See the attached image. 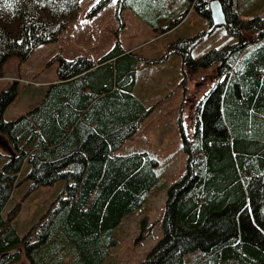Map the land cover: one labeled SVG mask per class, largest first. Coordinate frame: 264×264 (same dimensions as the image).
<instances>
[{
  "label": "trees",
  "instance_id": "trees-1",
  "mask_svg": "<svg viewBox=\"0 0 264 264\" xmlns=\"http://www.w3.org/2000/svg\"><path fill=\"white\" fill-rule=\"evenodd\" d=\"M112 1L100 0L88 15ZM211 1L146 0V14L140 11L158 35L180 25L192 7L216 28ZM220 1L237 42L195 59V37L181 38L187 46L175 49L174 42L165 56L178 53L193 67L208 61L217 70L198 102L193 135L182 132L187 169L168 188L163 236L140 264H264V15L242 19L235 0ZM128 4L118 0L122 22ZM81 8V0H0V78L11 57L24 62L57 42ZM165 60L126 49L117 34L97 60L56 54L50 62L59 61L57 81L16 119L5 116L16 82L0 93V133L10 146L0 169V264L105 262L117 243L115 229L159 181L158 161L147 152L115 151L153 111L134 93L139 62ZM24 165L32 191L60 180L66 185L21 236L15 212L4 210Z\"/></svg>",
  "mask_w": 264,
  "mask_h": 264
},
{
  "label": "rangeland",
  "instance_id": "rangeland-1",
  "mask_svg": "<svg viewBox=\"0 0 264 264\" xmlns=\"http://www.w3.org/2000/svg\"><path fill=\"white\" fill-rule=\"evenodd\" d=\"M145 1L129 0L122 22L116 14L118 0L112 1L95 16L88 13L98 3L97 0H81L80 12L57 42L38 47L24 62L16 56L11 57L4 65V77L0 78V93L16 82L18 95L6 111V119H16L39 102L46 86L57 79L59 61L51 63L50 60L58 53L67 59L79 55L94 58L114 45L117 34L124 47L133 48L151 60H165L174 42L175 49L185 48L187 45L181 38L195 37L193 43L197 45L192 51L195 59L212 48L237 42L226 26L212 28L193 7L187 21L158 35L141 12L146 14ZM235 1L242 19L264 15V0ZM159 23L167 25L164 18ZM216 70V65H209L208 61L194 67L184 64L183 56L178 53H173L163 62H139L134 93L153 111L115 154L147 152L158 161L159 181L146 195L144 205L128 214L115 229L117 243L110 247L103 264H140L163 236L168 188L180 180L187 169L182 132L193 135L198 102L213 87ZM0 134L8 141L5 135ZM7 155L8 148L0 145V169L8 160ZM27 169L24 165L4 210L5 216L15 212L12 224L21 236L43 217L66 185L65 180H60L32 191V181L25 178ZM22 264H30V261L26 258Z\"/></svg>",
  "mask_w": 264,
  "mask_h": 264
},
{
  "label": "water",
  "instance_id": "water-1",
  "mask_svg": "<svg viewBox=\"0 0 264 264\" xmlns=\"http://www.w3.org/2000/svg\"><path fill=\"white\" fill-rule=\"evenodd\" d=\"M210 11L212 23L215 27L227 26L228 20L223 4L220 0H212L210 2ZM0 145L5 146L10 150L8 141L0 134Z\"/></svg>",
  "mask_w": 264,
  "mask_h": 264
},
{
  "label": "crops",
  "instance_id": "crops-1",
  "mask_svg": "<svg viewBox=\"0 0 264 264\" xmlns=\"http://www.w3.org/2000/svg\"><path fill=\"white\" fill-rule=\"evenodd\" d=\"M104 10H105V9H104ZM104 10H103V11H104ZM103 11H101V12H103ZM186 19H187V17H186ZM186 19H185L184 21H187ZM184 21H183V22H184ZM183 22H182V24H183ZM209 25H210V24H209ZM210 26H211V25H210ZM111 48H112V47H108V48L104 49L103 53H101V54L98 55L97 57H94L95 55H94L93 57H94L95 59H98V58H100L102 55H104L105 53H107ZM125 48H126V47H125ZM126 49H129V50H130V49H133V48H126ZM57 78H58V77H57ZM55 81H57V79H56ZM52 82H54V81H52ZM136 86H137V84H136Z\"/></svg>",
  "mask_w": 264,
  "mask_h": 264
},
{
  "label": "snow or ice",
  "instance_id": "snow-or-ice-1",
  "mask_svg": "<svg viewBox=\"0 0 264 264\" xmlns=\"http://www.w3.org/2000/svg\"><path fill=\"white\" fill-rule=\"evenodd\" d=\"M97 2L99 3V0H97Z\"/></svg>",
  "mask_w": 264,
  "mask_h": 264
}]
</instances>
